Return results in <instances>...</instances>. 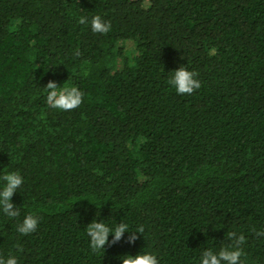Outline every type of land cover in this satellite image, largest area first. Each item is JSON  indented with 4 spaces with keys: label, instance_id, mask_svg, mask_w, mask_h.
<instances>
[{
    "label": "trees",
    "instance_id": "obj_1",
    "mask_svg": "<svg viewBox=\"0 0 264 264\" xmlns=\"http://www.w3.org/2000/svg\"><path fill=\"white\" fill-rule=\"evenodd\" d=\"M93 15L107 34L79 22ZM181 65L201 81L191 94L167 83ZM50 80L78 86L83 103L50 109ZM10 170L25 178L17 220L39 216L24 236L0 216V256L18 264L139 251L198 264L233 229L245 264H264V0H0V175ZM96 215L144 236L94 253Z\"/></svg>",
    "mask_w": 264,
    "mask_h": 264
},
{
    "label": "clouds",
    "instance_id": "obj_2",
    "mask_svg": "<svg viewBox=\"0 0 264 264\" xmlns=\"http://www.w3.org/2000/svg\"><path fill=\"white\" fill-rule=\"evenodd\" d=\"M81 24H90L94 33L107 34L111 30V23L105 21L101 15H93L91 18L81 16ZM167 83L174 89L177 95L191 94L201 88V81L198 73L186 65H181L177 69L170 71ZM46 92L45 103L50 109L72 110L83 103L84 93L75 84L58 85L55 80H50L43 86ZM24 176L18 170H10L0 175V216L16 220V231L24 236L34 233L39 225V216L36 212H26L22 219L19 207H14L12 197L17 191L20 192L24 184ZM144 227L139 225L136 230H131L130 225L125 221L108 223L100 217L94 218L86 227L89 246L92 252L105 251L106 244L116 243L123 235L129 233V243L136 241L137 234H143ZM112 240L109 241V236ZM257 235L264 236V230L258 231ZM228 243L216 248H205L201 251L198 264H245V235L239 230L233 229L226 233ZM121 264H160L159 257L152 251H139L137 254H124L119 257ZM0 264H18V258L14 254H9L7 258L0 256Z\"/></svg>",
    "mask_w": 264,
    "mask_h": 264
},
{
    "label": "rangeland",
    "instance_id": "obj_3",
    "mask_svg": "<svg viewBox=\"0 0 264 264\" xmlns=\"http://www.w3.org/2000/svg\"><path fill=\"white\" fill-rule=\"evenodd\" d=\"M119 48L125 50V51H129L131 53H135V45L130 42V41H127V42H121L119 45H118ZM120 64H122V61H120ZM120 67V66H119Z\"/></svg>",
    "mask_w": 264,
    "mask_h": 264
}]
</instances>
